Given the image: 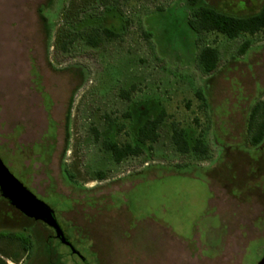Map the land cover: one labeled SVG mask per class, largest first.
Segmentation results:
<instances>
[{
	"label": "rangeland",
	"instance_id": "374dc122",
	"mask_svg": "<svg viewBox=\"0 0 264 264\" xmlns=\"http://www.w3.org/2000/svg\"><path fill=\"white\" fill-rule=\"evenodd\" d=\"M201 2L249 16L264 0ZM189 13L188 0H0V158L83 259L1 193L0 233L49 240L55 264L263 259L264 142L251 143L249 120L264 101V30L196 35ZM207 46L220 60L206 76ZM162 111L159 140L117 163L105 144L136 147ZM175 129L207 158L180 153ZM0 263L46 259L1 240Z\"/></svg>",
	"mask_w": 264,
	"mask_h": 264
},
{
	"label": "trees",
	"instance_id": "16d2710c",
	"mask_svg": "<svg viewBox=\"0 0 264 264\" xmlns=\"http://www.w3.org/2000/svg\"><path fill=\"white\" fill-rule=\"evenodd\" d=\"M190 13L187 19V25L196 35L207 33H219L231 40H235L242 35H256L264 30V2L261 10L249 16H234L217 9L211 8L201 2V0H188ZM106 34L112 36L109 30H105ZM97 44V43H96ZM247 47L242 50V53L247 51ZM219 52L211 47H203L197 57V64L200 71L204 75L212 74L219 65ZM165 113L162 111L159 116L152 120H147L138 130V145L132 147L125 145L119 147L115 142L105 144V149L113 154L114 160L121 163L129 156H137L142 152L141 145L147 143H156L159 140L158 128L163 122ZM249 130L251 133V143L259 145L264 142V101L256 104L252 109ZM173 140L177 150L182 154H188L194 151L199 156H208V149L203 142L198 141L195 146H191L186 139L184 131L175 129ZM7 240L13 243H19L20 248L24 252H30L29 259L33 258L37 253V258L46 259V264L49 263V252L52 247L48 244L40 247L33 235L26 234V230L12 233H0V241ZM36 250V251H35ZM4 264V263H0Z\"/></svg>",
	"mask_w": 264,
	"mask_h": 264
},
{
	"label": "water",
	"instance_id": "95a60500",
	"mask_svg": "<svg viewBox=\"0 0 264 264\" xmlns=\"http://www.w3.org/2000/svg\"><path fill=\"white\" fill-rule=\"evenodd\" d=\"M0 193L11 206L25 217L41 222L52 228L59 241L70 248L71 253L82 256L67 240L63 229L56 220L55 212L45 202L25 187L6 167L0 158ZM83 259V258H82ZM258 264H264V257Z\"/></svg>",
	"mask_w": 264,
	"mask_h": 264
},
{
	"label": "flooded vegetation",
	"instance_id": "af4514ba",
	"mask_svg": "<svg viewBox=\"0 0 264 264\" xmlns=\"http://www.w3.org/2000/svg\"><path fill=\"white\" fill-rule=\"evenodd\" d=\"M43 225H45V224H43ZM46 227H48L49 229H50V231H51V235H50V238L51 239H54V240H56L57 242H59V243H61L60 241H59V239L56 237V233H55V231L52 229V228H50L49 226H47V225H45ZM64 234H65V236L67 237V240L69 241V242H71L70 241V239H69V237L66 235V233H65V231H64ZM48 243H49V240L47 241ZM13 244H15L20 250H21V248H20V245H19V243H13ZM62 244V243H61ZM63 245V244H62ZM64 247H66L70 252H71V250H70V248L68 247V246H66V245H63ZM36 251V250H35ZM24 252V251H23ZM49 252V259H48V262L49 263H53V264H55V262H56V259H57V255H56V253H55V251L52 249L51 251H48ZM25 253V258H29V255H30V252L28 251V252H24ZM72 254V253H71ZM72 255H74V256H77V257H79L78 255H75V254H72ZM80 258V257H79ZM55 260V261H54Z\"/></svg>",
	"mask_w": 264,
	"mask_h": 264
}]
</instances>
